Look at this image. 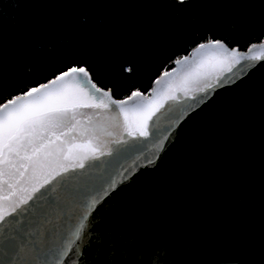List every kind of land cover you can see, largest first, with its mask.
<instances>
[{
  "label": "water",
  "instance_id": "water-1",
  "mask_svg": "<svg viewBox=\"0 0 264 264\" xmlns=\"http://www.w3.org/2000/svg\"><path fill=\"white\" fill-rule=\"evenodd\" d=\"M209 41L257 58L217 49L196 53L200 43L178 58L187 56L186 62L166 70L170 75L162 72L148 93L139 91L143 99L117 98L110 89L130 113L164 102L149 121L152 135L124 134L137 150L122 162L118 186L97 206L83 242L74 236L82 206L65 198L67 185L58 181L113 171L108 163L88 168L89 160L85 169H70L46 186L54 191L6 217L0 264H264V53L259 47L249 52L264 38L246 49ZM197 73L200 79L192 83ZM61 85L74 82L66 77L50 87ZM52 197L65 198L54 212ZM40 209L49 216L37 224Z\"/></svg>",
  "mask_w": 264,
  "mask_h": 264
},
{
  "label": "trees",
  "instance_id": "trees-1",
  "mask_svg": "<svg viewBox=\"0 0 264 264\" xmlns=\"http://www.w3.org/2000/svg\"><path fill=\"white\" fill-rule=\"evenodd\" d=\"M263 38L264 0H0V103L73 66L117 98L148 93L200 43Z\"/></svg>",
  "mask_w": 264,
  "mask_h": 264
},
{
  "label": "snow or ice",
  "instance_id": "snow-or-ice-1",
  "mask_svg": "<svg viewBox=\"0 0 264 264\" xmlns=\"http://www.w3.org/2000/svg\"><path fill=\"white\" fill-rule=\"evenodd\" d=\"M257 47L264 53V43L258 46L253 44L249 52ZM201 49H217L225 56L257 58L239 54L236 49L230 52L220 41L201 43L194 51L199 53ZM187 60L185 56L175 60V63L180 65ZM164 75L170 73L165 71ZM200 75L197 73L191 82H198ZM66 77H71L74 85L50 87L57 81H65ZM155 84L159 85L160 79ZM132 97L143 99V94L139 90L133 91L127 100ZM168 98L175 99L171 95ZM163 103L160 101L155 107L130 113L125 107L126 100L113 99L110 89L106 91L98 87L92 82L85 66H73L52 81L0 103V225H3L6 217L13 214L19 216L24 212L22 205L38 201L54 191V187L46 186L63 173H68L70 169H85L89 160L94 163L89 164L88 168H100L108 163L114 167L113 171L106 169L97 176L81 173L74 183L71 182L72 177L68 176L58 181L67 185L65 198L82 206L74 236L83 242L81 238L86 235V229L94 226L92 221L96 218L93 213L97 206L102 207L104 198L118 186L115 177L123 175L119 172L123 167L122 162L137 150V144L129 142L126 136L150 137L149 121L163 107ZM112 105L116 106V110L111 109ZM82 109H92V112ZM104 137L112 139L106 140ZM106 154L111 159L101 160ZM105 174L107 180H104ZM73 175L76 174L73 172ZM42 188L45 192L36 196ZM65 198L58 201L52 197L48 201L49 208L53 212L62 208ZM39 211L40 217H34L37 224L49 216L48 209Z\"/></svg>",
  "mask_w": 264,
  "mask_h": 264
}]
</instances>
